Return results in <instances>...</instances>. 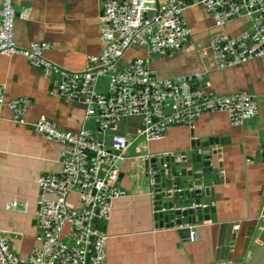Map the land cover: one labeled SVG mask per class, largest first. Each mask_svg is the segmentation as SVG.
<instances>
[{
  "label": "crops",
  "instance_id": "0c3cea01",
  "mask_svg": "<svg viewBox=\"0 0 264 264\" xmlns=\"http://www.w3.org/2000/svg\"><path fill=\"white\" fill-rule=\"evenodd\" d=\"M105 1L13 0L18 14L15 41L21 49L33 42H47L50 49L45 57L49 61L61 69L83 72L88 69V57H98L104 50L106 27L101 18ZM157 1L162 5L167 0ZM183 18L191 35L180 50L153 55L146 47L134 46L117 70L141 58L159 79L199 75L193 88L219 97L247 93L258 101L260 114L233 126L225 113H204L190 126H171L164 139L152 143L137 138L140 119L124 121L118 132L131 141L118 164V184L125 196L113 201L108 222L94 224L107 237L106 264H216L224 260L245 264L257 242L253 238L254 243L244 250L247 232L264 225V164L260 162L264 147V57L220 70L210 52L216 33L234 38L249 30L250 21L238 16L218 29L200 3L187 8ZM58 81V74L33 68L24 57H0V85L7 100L27 98L30 102L23 123L16 122L6 106H0V232L23 261L41 245L36 218L38 179L62 172L64 147L36 133L38 119L46 117L64 133H78L85 126L106 147L111 144V134H99L94 120L84 121L85 108L80 101H67L56 93ZM106 87L104 78L98 91L106 92ZM204 137L222 142L212 148L220 153L213 157V194L205 197L203 206L214 212L205 215L209 220L194 226L159 227L145 163L167 156L185 159L193 152V141ZM207 199L214 202L207 203ZM12 203L19 205L17 210L6 208ZM190 228L194 239L191 230L185 233ZM233 233L238 235L236 247L222 246Z\"/></svg>",
  "mask_w": 264,
  "mask_h": 264
},
{
  "label": "built area",
  "instance_id": "2783aa9c",
  "mask_svg": "<svg viewBox=\"0 0 264 264\" xmlns=\"http://www.w3.org/2000/svg\"><path fill=\"white\" fill-rule=\"evenodd\" d=\"M199 3L212 15L218 29L238 16L250 21L249 30L234 38L222 33L211 38L210 52L218 69L264 57V0H167L162 5L157 0H106L101 18L106 27L102 34L104 50L98 57H88L89 66L83 72L61 69L49 61L45 57L50 49L47 42L19 48L14 34L18 14L13 0H2L0 57L21 56L33 68L58 74L56 93L67 101H80L85 108L84 121L94 120L99 134H111V144L106 147L85 126L78 133H64L46 117L38 119L36 133L64 147L60 155L62 172L38 179L40 247L23 261L0 232V264H106L107 237L94 228V222H108L113 201L125 196L118 184V164L128 147V137L118 132L124 121L140 119L137 138L152 143L164 139L171 126H190L204 113H225L233 126L260 114L258 101L247 93L219 97L193 88L199 75L159 79L141 58L117 70L134 46L146 47L153 55L180 50L191 35L184 11ZM104 78L106 92H99L98 85ZM29 104L27 98L8 101L0 85V106H6L16 122L23 123ZM174 161L179 164L182 158ZM18 207L12 203L6 208ZM261 220L264 222V214ZM191 235L196 237L192 230ZM216 264L236 263L224 260Z\"/></svg>",
  "mask_w": 264,
  "mask_h": 264
},
{
  "label": "water",
  "instance_id": "95a60500",
  "mask_svg": "<svg viewBox=\"0 0 264 264\" xmlns=\"http://www.w3.org/2000/svg\"><path fill=\"white\" fill-rule=\"evenodd\" d=\"M129 141L130 138L127 143ZM219 143L222 142L211 137L194 140L193 152L179 164L170 156L159 162L156 159L146 161L145 169L159 227L165 224L167 227L194 226L197 222L209 220L205 215L214 212V209L203 206L205 197L211 198L213 194V157L220 152L212 148ZM260 162L264 164V147ZM206 202L212 203L214 199H207ZM96 223L97 221L94 222ZM185 233H190V229ZM253 238L257 242L253 245L252 256L245 264H264V225L259 224L247 232V238L243 242L244 250L254 243ZM93 240L92 238L91 242ZM230 241L227 238L222 246L235 248L238 235L233 233ZM90 257L91 254L89 259Z\"/></svg>",
  "mask_w": 264,
  "mask_h": 264
}]
</instances>
